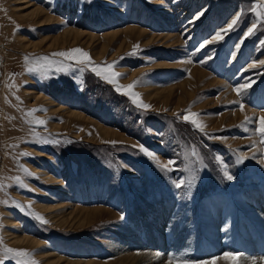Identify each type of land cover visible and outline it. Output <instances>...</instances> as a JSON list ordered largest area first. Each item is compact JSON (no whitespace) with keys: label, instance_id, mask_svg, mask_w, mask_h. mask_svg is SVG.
I'll list each match as a JSON object with an SVG mask.
<instances>
[{"label":"rangeland","instance_id":"374dc122","mask_svg":"<svg viewBox=\"0 0 264 264\" xmlns=\"http://www.w3.org/2000/svg\"><path fill=\"white\" fill-rule=\"evenodd\" d=\"M18 1L51 18L38 27L33 7L0 0V264H17L5 246L39 264H202L225 252L264 264L260 0ZM73 48L112 65L120 85L138 81L133 90L151 108L89 66L52 57ZM45 56L53 63H37ZM188 108L204 131L175 115ZM141 145L174 163L161 168ZM158 204L165 248L144 225L139 243L127 242L130 221ZM98 209L105 214L83 211Z\"/></svg>","mask_w":264,"mask_h":264},{"label":"snow or ice","instance_id":"6c2138e0","mask_svg":"<svg viewBox=\"0 0 264 264\" xmlns=\"http://www.w3.org/2000/svg\"><path fill=\"white\" fill-rule=\"evenodd\" d=\"M252 11L255 13L257 20L260 22V24L264 25V0H260V2H258L254 6ZM199 15H203V12L200 13ZM242 16H243V13L238 12L236 14V16L232 19L231 23L228 25V28L223 30V31L226 32L228 30H231L234 26H236L238 24V22L240 21ZM197 18H199V16ZM257 27H258V24L253 23L252 26L247 29L245 36H250V35L254 34V31L257 29ZM222 38H223V35L221 32H218L213 37V39L217 40V41L222 39ZM138 47H139L138 45L134 46V52ZM134 52H133V54H134ZM52 57H62L65 60L76 61L78 64H83V65L89 66L91 68V70L97 76H100L102 79L106 80L110 84L116 85V91L117 92H120L121 94L129 96V98L132 100V102L135 105H137V107L144 109V110H148L151 108L150 105L143 102L140 94L136 93L133 90L135 88L136 84L138 83V81H133V83L128 84V85H120L118 83V78L122 75L121 73L114 71L112 65H104V66L95 65L90 54L88 52L84 51L83 49L73 48V49H70L68 51L55 52V53H52ZM24 59H25V62L27 63V62H29L30 58L28 56H26ZM40 61H43L44 63H48V64L53 63V60L47 56L40 57L37 59V63H39ZM259 63L264 64V61H260ZM250 67H256V65L253 64ZM28 70L31 71L32 69H28ZM252 83H254V82L243 84L234 90L236 91L237 95H241L244 91H246L247 89L252 87ZM234 103H239V101H234ZM240 110L241 111L244 110V106L242 104L240 105ZM184 113L185 114L182 117H181L180 113H176L175 115L177 116V118L183 119L185 122L191 123L195 128L199 129L201 132L204 131L205 125L198 119V117H199L198 113L192 112L190 108L185 109ZM28 115H31V111L28 113ZM249 120H250V118L246 116L245 121H249ZM258 121H259V126L256 129V131L260 134V136L262 138L261 142L264 143V116H260L258 118ZM37 123L44 124L45 121L41 120V121H37ZM113 143H115V142H113ZM139 149L145 155H147L151 159H153L163 169H167L169 167V164L174 163L173 161H169V164H160L158 157L154 153L150 152L147 148H145L142 145L139 146ZM25 171L27 172L28 170L25 169ZM28 174L31 175V173H28ZM225 175L227 176L228 180L234 179V177L232 175H228L227 173H225ZM17 180H19V178H17ZM176 187H178V188L181 187V184H179V183L176 184ZM16 206L21 207V205H19L18 203L16 204ZM28 208L29 209L31 208V204L28 205ZM31 214L34 215L35 219H37L40 223H42V224L49 223L39 213H31ZM120 218L123 219L124 218L123 215H121ZM0 243H2V240H0ZM4 252H5V254H11L12 257L16 258L17 264H39L38 261L33 259V253L29 252L25 249H13V248H9V247L5 246ZM241 256H242L241 253L225 252L222 257H215L212 260L202 262V264H216L217 260H219V259L227 260L230 262V264H240ZM169 264H172V262L169 261ZM253 264H255L254 261H253Z\"/></svg>","mask_w":264,"mask_h":264},{"label":"bare ground","instance_id":"6f19581e","mask_svg":"<svg viewBox=\"0 0 264 264\" xmlns=\"http://www.w3.org/2000/svg\"><path fill=\"white\" fill-rule=\"evenodd\" d=\"M14 3L15 4H17V3H19V1L18 0H14ZM23 3H25V4H21V3H19V4H21L20 5V7H18L17 6V9L18 10H26L27 8H29V9H31L32 7V9L28 12L31 16H34L35 18H36V20L34 21L35 23H38L39 24V26L38 27H42L43 25L45 26V24H43L42 25V23H44L45 21H48L51 17H49L48 15H46L44 12H43V10L41 9V7H39V6H35V4H33V5H31V4H28V3H26V2H23ZM167 204V203H166ZM159 206V207H158ZM162 205H155V206H150V207H148L147 209H145L144 211H143V213H141L143 216H142V219L143 220H141L139 217L137 218V216H136V218L135 219H133V220H131L130 221V223H129V226H130V228H132L134 231L133 232H131V238H133L132 240H129L128 239V241L127 242H131V244L133 243V244H135V241H137L138 243H139V240H137L136 238L139 236V234H140V232H141V230H145V227H147L149 230H150V232H151V234L152 235H154L156 238H157V241L159 242L160 241V243H161V245H162V247L161 248H165V245H166V241H162V239L161 238H159L158 236H161L160 234H158V227L160 226V222H161V220H163V215L165 214L166 215V207L164 206V207H161ZM107 210V209H106ZM83 211H85L86 212V214L88 215V216H92L93 214H95V213H100L101 211H103L104 212V214H105V210L103 209V210H83ZM110 211V210H109ZM109 211H107L109 214H111ZM96 215V214H95ZM165 215H164V217H165ZM142 225H144V226H142ZM144 228V229H143ZM136 235V236H135ZM158 235V236H157ZM30 239L31 238H27V237H25V238H23L22 240H19V239H16L17 241H19V242H29L30 241ZM34 242H36V241H38V240H33ZM154 240H151V243L153 242ZM141 242V241H140ZM155 242H156V240H155ZM159 243V244H160ZM131 253V252H130ZM138 253V252H137ZM144 253H146V252H144ZM143 253V254H144ZM126 255V256H125ZM124 256L125 257H130V254H125ZM132 257H134V258H137L136 257V255L134 254V255H131ZM149 258V257H148ZM224 261H226V260H224ZM88 262V261H87ZM136 262V261H135ZM218 262H220V261H218ZM217 262V263H218ZM89 263V262H88ZM224 263V262H223ZM87 264V263H86ZM90 264V263H89ZM245 264H251V263H249L248 261H246L245 262Z\"/></svg>","mask_w":264,"mask_h":264}]
</instances>
